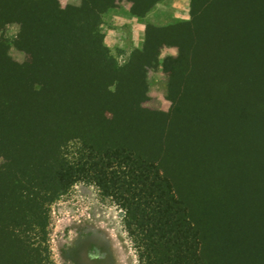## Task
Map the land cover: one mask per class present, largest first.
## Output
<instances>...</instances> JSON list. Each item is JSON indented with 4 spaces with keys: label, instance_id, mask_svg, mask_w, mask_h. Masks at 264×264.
<instances>
[{
    "label": "rangeland",
    "instance_id": "obj_1",
    "mask_svg": "<svg viewBox=\"0 0 264 264\" xmlns=\"http://www.w3.org/2000/svg\"><path fill=\"white\" fill-rule=\"evenodd\" d=\"M61 29L71 37L61 69L72 97L56 108L63 118L52 137L44 130L38 140L36 124L29 136L16 120L0 125V178L23 169L6 157L47 153L53 139L70 163L124 140L172 177L195 219L213 196L232 192L219 170L193 165L221 126L231 146L247 125L254 132L244 113L261 115L264 0H0V100L25 95L8 75L30 60L21 35L50 43ZM233 159L224 165L235 167ZM50 223L53 264H146L121 200L94 182L81 179L52 202Z\"/></svg>",
    "mask_w": 264,
    "mask_h": 264
},
{
    "label": "trees",
    "instance_id": "obj_2",
    "mask_svg": "<svg viewBox=\"0 0 264 264\" xmlns=\"http://www.w3.org/2000/svg\"><path fill=\"white\" fill-rule=\"evenodd\" d=\"M26 38L21 35L19 46L24 44L30 56L28 64L17 72L8 69L13 83L19 84L25 95L16 103L0 100V125L16 120L20 134L29 136L27 129L36 124L42 128L37 133L39 140L44 130L53 136L63 118L56 108L72 97L64 87L61 69L70 44L64 41L71 37H64L61 29L56 31L54 42L32 39L29 43ZM51 54L54 73L48 70ZM262 90L261 115L244 113V119L255 126L250 137L246 124L247 133L238 134L231 146L233 136L221 126L215 140L209 139L210 149L200 144L201 153L192 155L197 158L193 167L202 174L213 168L221 172L220 181L232 182V192L213 196L196 219L172 177L156 161L124 145V140H118L120 145L111 142L101 151L92 148L90 158L78 163H70L57 153L61 147L54 145L55 139L47 153H42L46 146L31 147L24 148L27 153L19 157H6L23 169L15 168L5 180L0 178V264H53L50 204L81 179L96 183L121 200L129 226L136 228L146 264H264V86ZM206 98L210 100L211 95ZM246 135L253 137L251 145ZM227 142L230 146L226 148ZM37 149H42L41 157L34 158L32 153L37 154ZM231 154L235 167L228 164Z\"/></svg>",
    "mask_w": 264,
    "mask_h": 264
}]
</instances>
